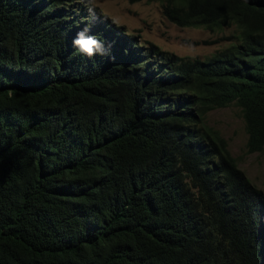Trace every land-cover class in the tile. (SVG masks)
Returning a JSON list of instances; mask_svg holds the SVG:
<instances>
[{
    "label": "trees",
    "instance_id": "1",
    "mask_svg": "<svg viewBox=\"0 0 264 264\" xmlns=\"http://www.w3.org/2000/svg\"><path fill=\"white\" fill-rule=\"evenodd\" d=\"M148 2L238 32L201 60L81 0H0V264H264V193L205 124L236 104L264 152V0Z\"/></svg>",
    "mask_w": 264,
    "mask_h": 264
},
{
    "label": "rangeland",
    "instance_id": "2",
    "mask_svg": "<svg viewBox=\"0 0 264 264\" xmlns=\"http://www.w3.org/2000/svg\"><path fill=\"white\" fill-rule=\"evenodd\" d=\"M81 1L90 5L89 0ZM90 1L92 8L141 43H153L161 50L179 57L209 59L227 48L230 42L225 39L238 32L236 26L218 33H212L205 28H180L163 15L161 2ZM205 124L211 133L226 141L239 169L264 193V152L248 153V134L241 108L233 104L211 111Z\"/></svg>",
    "mask_w": 264,
    "mask_h": 264
},
{
    "label": "clouds",
    "instance_id": "3",
    "mask_svg": "<svg viewBox=\"0 0 264 264\" xmlns=\"http://www.w3.org/2000/svg\"><path fill=\"white\" fill-rule=\"evenodd\" d=\"M90 29L85 28L77 33L76 38L73 41V44L78 50L91 57L94 56L97 52L103 53V44L101 41L93 35H89Z\"/></svg>",
    "mask_w": 264,
    "mask_h": 264
}]
</instances>
